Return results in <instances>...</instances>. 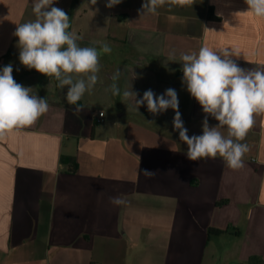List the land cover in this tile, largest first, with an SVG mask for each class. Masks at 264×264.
Returning <instances> with one entry per match:
<instances>
[{"label": "crops", "instance_id": "1", "mask_svg": "<svg viewBox=\"0 0 264 264\" xmlns=\"http://www.w3.org/2000/svg\"><path fill=\"white\" fill-rule=\"evenodd\" d=\"M37 2L0 0V70L11 63L15 81L49 104L0 140V264H264V113L239 141L249 148L243 167L231 169L219 156L187 159L171 108L153 115L123 98L173 88L187 134L202 135L206 114L182 83L181 55L227 48L239 67L264 71V18L245 0H165L143 14L145 0H54L78 46L101 53L97 83L73 105L68 86L19 61L13 33L37 19ZM115 196L124 203H110Z\"/></svg>", "mask_w": 264, "mask_h": 264}, {"label": "clouds", "instance_id": "2", "mask_svg": "<svg viewBox=\"0 0 264 264\" xmlns=\"http://www.w3.org/2000/svg\"><path fill=\"white\" fill-rule=\"evenodd\" d=\"M122 0H108L111 8ZM173 3L176 0H172ZM185 0H180L184 3ZM54 0H38L33 6L37 19L17 26L13 35L18 37L19 61L27 69L59 81L58 87L68 86L66 99L75 105L86 91H91L98 80L100 71V52L95 47H80L70 27L66 12L52 6ZM97 0H91L95 5ZM165 0H145L140 10L155 12L157 6ZM248 11L256 17L264 18V0H245ZM103 53H110L108 44L101 47ZM233 52L227 48L216 51L207 46L198 53L182 54V83L190 95L202 107L205 117L202 122V135L189 137L179 111L178 94L168 88L156 95L148 89L142 98L132 90L123 92V98H132L137 109L145 105L148 112L158 115L171 108L175 115L173 127L179 132V139L187 145L186 157L195 162L202 158H223L231 169L243 167V156L249 150L248 145L240 143L254 125V116L264 113V71L243 69L232 59ZM73 74L85 78L73 81ZM120 72L113 76L109 89L113 96L121 95L116 83ZM49 104L45 98L33 94V89L25 87L13 78V66L8 64L0 70V140L7 134L31 126L45 114ZM79 111L80 109H76ZM103 115V113H101ZM218 121L209 126L208 116ZM226 128L227 135L222 129ZM146 175L153 172L142 171ZM110 203L119 206L124 203L120 196L110 197Z\"/></svg>", "mask_w": 264, "mask_h": 264}, {"label": "trees", "instance_id": "3", "mask_svg": "<svg viewBox=\"0 0 264 264\" xmlns=\"http://www.w3.org/2000/svg\"><path fill=\"white\" fill-rule=\"evenodd\" d=\"M62 161L65 164H69V172L71 173H75L77 170V163L74 157H67L64 156L62 157ZM225 202H219L218 205H223ZM224 233V231L219 230V229H215V228H210L208 231L209 236H219L222 235ZM251 264H261V260L257 259V258H252L251 259Z\"/></svg>", "mask_w": 264, "mask_h": 264}, {"label": "built area", "instance_id": "4", "mask_svg": "<svg viewBox=\"0 0 264 264\" xmlns=\"http://www.w3.org/2000/svg\"><path fill=\"white\" fill-rule=\"evenodd\" d=\"M101 113H100V117L98 119V123H103L104 122V113H103V115H101Z\"/></svg>", "mask_w": 264, "mask_h": 264}]
</instances>
